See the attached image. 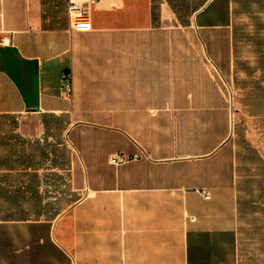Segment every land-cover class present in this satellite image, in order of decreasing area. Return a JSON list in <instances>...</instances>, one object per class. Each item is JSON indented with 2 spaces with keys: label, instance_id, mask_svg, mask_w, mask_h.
<instances>
[{
  "label": "crops",
  "instance_id": "obj_1",
  "mask_svg": "<svg viewBox=\"0 0 264 264\" xmlns=\"http://www.w3.org/2000/svg\"><path fill=\"white\" fill-rule=\"evenodd\" d=\"M66 3L0 0V115L66 118L74 194L44 211L65 194L42 188L50 157L35 167L1 143L0 264H264V203L247 202L222 88L232 0H206L188 25L165 0L156 24L152 0H97L80 20Z\"/></svg>",
  "mask_w": 264,
  "mask_h": 264
},
{
  "label": "rangeland",
  "instance_id": "obj_2",
  "mask_svg": "<svg viewBox=\"0 0 264 264\" xmlns=\"http://www.w3.org/2000/svg\"><path fill=\"white\" fill-rule=\"evenodd\" d=\"M232 11L234 76L222 88L226 97L228 87L232 95L233 140L238 168L244 175L247 202L258 200L264 203V0H232ZM65 120L33 113L0 115V145L16 149L19 154L27 150L32 154L35 167L44 156L42 150L50 157L47 163L40 165V172L47 178L46 183L49 179V184L42 188L65 190V194L60 193V200L55 199L56 203H51L57 193H48L43 207L46 212H54L66 201L74 199L72 192L69 195L68 173L64 164L68 149L63 144L65 136L61 128ZM222 133L224 135L225 130ZM53 163H59L54 170L59 171L61 180L55 173L45 170L53 167Z\"/></svg>",
  "mask_w": 264,
  "mask_h": 264
},
{
  "label": "trees",
  "instance_id": "obj_3",
  "mask_svg": "<svg viewBox=\"0 0 264 264\" xmlns=\"http://www.w3.org/2000/svg\"><path fill=\"white\" fill-rule=\"evenodd\" d=\"M171 11L175 14L178 22L182 25H188L192 14L199 9L206 0H165ZM160 8L159 5L152 0L151 18L154 24L159 21ZM3 169H15L14 163H7Z\"/></svg>",
  "mask_w": 264,
  "mask_h": 264
},
{
  "label": "built area",
  "instance_id": "obj_4",
  "mask_svg": "<svg viewBox=\"0 0 264 264\" xmlns=\"http://www.w3.org/2000/svg\"><path fill=\"white\" fill-rule=\"evenodd\" d=\"M66 12L69 20H80L88 15V4L97 0H66ZM62 89L64 95L69 97L71 93V85L67 75L62 76ZM126 159V156L121 152H113L109 155L111 164H119ZM203 196L209 197V192L203 190Z\"/></svg>",
  "mask_w": 264,
  "mask_h": 264
}]
</instances>
